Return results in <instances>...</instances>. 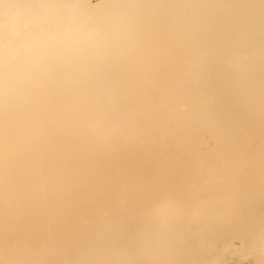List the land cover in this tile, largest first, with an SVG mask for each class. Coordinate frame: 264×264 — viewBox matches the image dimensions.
I'll list each match as a JSON object with an SVG mask.
<instances>
[{"label":"bare ground","instance_id":"obj_1","mask_svg":"<svg viewBox=\"0 0 264 264\" xmlns=\"http://www.w3.org/2000/svg\"><path fill=\"white\" fill-rule=\"evenodd\" d=\"M0 264H264V0H0Z\"/></svg>","mask_w":264,"mask_h":264}]
</instances>
